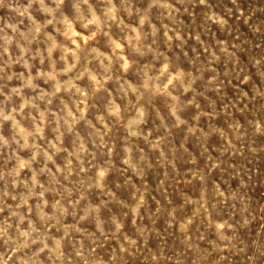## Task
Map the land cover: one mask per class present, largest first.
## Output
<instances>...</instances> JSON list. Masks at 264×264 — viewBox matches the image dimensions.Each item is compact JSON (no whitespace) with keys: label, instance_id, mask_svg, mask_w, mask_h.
Masks as SVG:
<instances>
[{"label":"clouds","instance_id":"1","mask_svg":"<svg viewBox=\"0 0 264 264\" xmlns=\"http://www.w3.org/2000/svg\"><path fill=\"white\" fill-rule=\"evenodd\" d=\"M188 11L173 0H0V264H264V205L217 175L243 187L252 175L264 115L236 113L264 106V55L234 60L225 76L238 93L217 101L225 79L208 62L237 54L185 31ZM258 11L209 7L206 25L242 21L259 47ZM221 114L234 118L202 125Z\"/></svg>","mask_w":264,"mask_h":264},{"label":"rangeland","instance_id":"2","mask_svg":"<svg viewBox=\"0 0 264 264\" xmlns=\"http://www.w3.org/2000/svg\"><path fill=\"white\" fill-rule=\"evenodd\" d=\"M146 2L147 0H136V3L140 7H144ZM173 2L178 3L181 7H187L189 9L183 16L184 23L182 27L185 31L195 32L199 30L201 35L211 45L219 46L222 41H227L229 45H234V51L237 54L236 57H227L221 54L219 59L208 62V65L214 64L221 77L225 79L222 93L215 95L214 98L219 102L234 98L238 90L231 82V77L225 76L226 71L235 67L233 63L234 60L238 59L239 65L245 67L251 63L254 56L264 55V45L259 47L254 46V43L261 38L252 31L249 24L234 20L231 31L214 29L206 25L205 14L209 7L225 14H227L229 8L234 9L237 6L243 7L246 10L256 8L264 9V0H235V3H233V0H208L207 6H197L196 0H173ZM253 22L264 24V11H258L257 15L253 18ZM191 44L192 42L189 41L188 46L191 47ZM193 52H195V49H193ZM181 62H184L183 59ZM208 65L205 66L208 67ZM208 70L211 71V68L209 67ZM254 113L264 115V106L255 105L251 111L246 109L244 112H237L236 117L247 123L248 118ZM233 118L234 117H224L223 114H221L219 119L209 116L204 118L201 123L205 128H209L216 124H225ZM251 142L255 144L257 152L247 158V162L251 166L252 175L248 178L246 187L240 184L241 178L239 176L228 175L225 177L224 173H217V175L221 177L222 185L227 191H243L247 195L249 203L258 208L260 205H264V137H254ZM206 143L212 154L221 155L223 142L220 138L210 136ZM193 149L203 150L198 141L193 142ZM181 164L183 166V162H181ZM155 176L156 173H152L151 180L154 181ZM190 187L192 191H197L195 185ZM120 195L126 197L127 193L120 190ZM220 211L222 213L223 208H221ZM154 227L168 234L171 244L176 243V238L171 235V230L163 219L158 221ZM129 232H132L131 228H129ZM151 243L154 247H160L164 244V241L154 232ZM128 264H146V262L139 257H132L129 258ZM236 264H239L238 260Z\"/></svg>","mask_w":264,"mask_h":264}]
</instances>
